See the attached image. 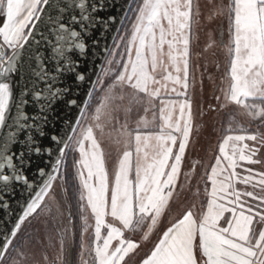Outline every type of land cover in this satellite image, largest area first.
I'll return each mask as SVG.
<instances>
[{
  "label": "snow or ice",
  "instance_id": "obj_1",
  "mask_svg": "<svg viewBox=\"0 0 264 264\" xmlns=\"http://www.w3.org/2000/svg\"><path fill=\"white\" fill-rule=\"evenodd\" d=\"M45 6L51 8L53 3L0 0V132L7 130L0 137V211L12 214L11 202L20 195L18 188L32 189L19 215L0 224L4 228L0 264H43L30 259L27 252L41 240L31 234L27 240L19 239L26 221L38 216L50 217L46 225L50 240L59 237V250L51 264H66L64 254L75 239L73 204L85 223V209L90 207L95 217L91 245L86 248L83 233L80 237V264H131L130 254L142 251L143 245L126 233L140 232L141 240L148 241L157 230L179 179L189 141L192 105L187 93L188 56L194 3L140 0L135 7L131 2L125 5L122 16L128 11L135 14L131 39L125 44L124 35L116 30L112 48L104 46L107 56L94 81L81 62L89 54L96 55L95 51L89 53L93 33L99 29L106 34L117 23L115 15H100L115 8V0H61L55 15L46 13ZM43 15H48V24ZM227 17L234 47H229L233 83L225 99L244 105L250 115L264 120V106L245 103L252 98L264 104V0H231ZM97 44L98 40L91 39L92 46ZM122 47L117 59L116 50ZM165 56L176 75L169 71L158 80L155 73L164 65ZM97 89L103 96L90 117L97 122L96 127H101L102 116L120 110L131 113L145 104L149 106L144 107L145 112L158 109L162 119L159 131L141 132L137 128L134 135L128 134L111 185L93 125L84 123ZM17 90L19 95H15ZM170 94L182 99L169 98ZM14 96L16 112L12 115ZM177 105L179 116L174 119ZM53 128L55 134H51ZM85 141L89 142L87 148ZM243 141L253 144L241 147L233 143L229 153V142ZM53 146L58 149L54 158ZM66 150L80 154L72 163L74 177L80 181L72 185L74 191L66 186ZM219 152L208 173L211 187L206 188V209L198 218L186 210L170 226H161L162 236L138 264H264V230L256 233L252 229L255 218L264 222V171L245 167L264 164V133L227 135ZM44 157L51 163H35ZM238 167L247 174H239ZM33 168L43 178L40 185L29 180ZM54 184L63 189V196L53 212L46 198L55 202ZM236 184L245 187L240 189Z\"/></svg>",
  "mask_w": 264,
  "mask_h": 264
},
{
  "label": "rangeland",
  "instance_id": "obj_2",
  "mask_svg": "<svg viewBox=\"0 0 264 264\" xmlns=\"http://www.w3.org/2000/svg\"><path fill=\"white\" fill-rule=\"evenodd\" d=\"M138 2L140 0H135L133 7ZM193 3L196 14L189 34V88L187 89L192 105L189 141L181 163L179 179L176 182L172 198L169 200L167 208L164 209V214L161 217L160 224L157 226V230L150 234L148 241L141 240L142 233L140 232L126 233L128 237H132L131 239L143 245L142 251L130 254L131 264H138L144 253L156 243L162 233L158 230L161 226H169L171 222L186 210L197 209L202 212L206 209V188L210 189L211 187L208 173H210L211 167L215 164L216 157L220 155L219 147L227 135L264 133V120L254 118L249 114L250 109L245 108L244 105L237 104L231 99H225L226 95H230V88L233 83L230 75L232 57L229 54V47L233 45L227 17V6L231 3V0H193ZM134 23L135 14L130 11L120 32L121 35H124L125 44L131 39L132 25ZM162 23L167 26L166 21H162ZM122 50L123 47L116 50L117 59H119V54ZM165 51H167V45H165ZM134 55L135 48H133ZM163 60L164 65L158 67L155 73L158 80L162 79L169 71L173 75H176L175 69L168 67L171 63L170 59L165 56ZM104 67H108V65L105 64ZM172 86V83L169 81L168 87L171 88ZM176 87L180 90L179 85H176ZM102 96L103 92L99 89L93 92V98L89 101L92 108L87 110L88 115L84 118V123L93 125V134L104 151L105 169L108 175V182L111 185L118 171L120 158L127 147L128 134L132 132L134 135L133 130L137 128L141 132L159 131L158 126L162 123V119L158 109L155 110V113L152 109L145 112L144 107H149L145 104L143 107H137L131 113L120 110L111 112L106 118L102 116V120L100 121L101 127H96L97 122L90 117L93 115L94 108L99 104ZM217 97L219 99H216ZM169 98L182 99L175 97L174 94H170ZM245 103L249 105L255 103L263 106L252 98L246 100ZM172 115L174 119L178 118V105ZM233 143L241 147L244 143L253 144L251 141L229 142L227 148L229 153L232 151ZM88 145L89 142L85 141L86 148ZM149 151L151 152V149ZM175 151L176 147H173V152L175 153ZM68 154L70 156L68 161L71 164L74 160L80 158L78 151H67ZM133 159L135 160V156ZM245 167H252L254 172L264 171V164L245 165ZM67 171L71 172L70 169ZM236 171L241 175L247 174L241 167H238ZM71 175H74V170ZM65 179H67L66 175ZM75 182L79 185L80 181L78 177L77 179L75 178ZM236 187L243 189L245 186L236 184ZM54 188L56 189L54 193L55 202H48L46 198V202L50 203L53 212L55 211L56 203L63 196L62 188H57L55 184ZM248 188L251 190L250 186ZM61 211H65V209L61 208ZM72 211L74 214L72 231L75 233L73 242L75 247L74 264H80V237L83 233L86 248L91 245L95 217L91 213L90 207L85 209L83 213L87 218L86 223L80 219L76 206L75 210L72 208ZM225 215L228 214L226 213ZM49 219L50 217L48 216H38L35 220L29 218V221H26L27 226L24 229V235L19 237L21 240H27L28 235L31 234L37 240H41L39 245H30L27 252L30 259L34 257L38 261H43V264H51V261L55 259L59 250V237L50 240L46 231ZM110 219V217L106 218L107 221H110ZM117 226H119L118 223ZM86 227L88 228L87 232L84 231ZM252 229H255L253 231L256 233L264 230V222H259L258 217L255 218L252 223ZM103 231L102 229V233ZM64 258L67 264L68 250L64 254ZM85 258L87 259V256Z\"/></svg>",
  "mask_w": 264,
  "mask_h": 264
},
{
  "label": "water",
  "instance_id": "obj_3",
  "mask_svg": "<svg viewBox=\"0 0 264 264\" xmlns=\"http://www.w3.org/2000/svg\"><path fill=\"white\" fill-rule=\"evenodd\" d=\"M51 3H53V7L48 8L47 6H45V12L50 14V15H55L56 14V6L61 4V0H50ZM101 2H103V0H101ZM116 2V7L111 9L109 12H104V13H100V15L102 16H107V15H115L117 17V23L113 26H111L109 28V30L107 31L106 34H101L100 30L97 29L94 33L93 36L89 39V53H91L92 51H95L96 55H91L89 54L86 59L84 61H82V66L86 69H88V75L92 77L93 81L95 80V77L98 73V69L101 67V65L103 64L104 58L107 56V53L103 51L104 46L107 45L108 48H112V37L116 35V30L121 28L127 18V16H122V13L125 12V5H128L130 2L133 5L134 0H115ZM130 11H128L129 14ZM43 20L45 22V24L49 23V19H48V15H43ZM121 20H123V24H121ZM35 23L39 24L38 21H36ZM91 39H96L98 40V44L95 46L91 45ZM105 65V64H104ZM103 65V66H104ZM42 87V85H41ZM15 95H19V91L17 90ZM81 95H83V93H81ZM27 111L29 113H31L33 111V109L31 107H29L27 109ZM16 112V108H15V96H14V100H13V104H12V115H14ZM74 115V113H73ZM76 119H80V117H75ZM9 128H11V123H9L8 125ZM73 127H76V125H73ZM64 129L68 128L67 124L63 125ZM7 131V130H6ZM6 131L5 132H0V137H3L6 135ZM56 132V128L52 129L51 134H55ZM69 135H71L72 133H68ZM61 135L63 136L64 133L63 131L61 132ZM45 143H47V141H45ZM57 147L53 146V158L55 157L56 151H57ZM67 151V150H66ZM36 164H50L51 161L47 158L44 157L43 160L37 159L35 161ZM48 169H46L47 171ZM29 176V180L31 182H34L35 185H40L42 182V177L38 176L35 168H33V170L31 172L28 173ZM32 189H28V191H25L24 188H18V192L20 193V195H17L13 200H12V208L14 210V212L12 214H9L7 212V210H2L0 211V217H2V220H0V224H3V221H11L14 216L19 215L21 208L23 207L24 203H25V197L28 196V192L31 191ZM7 227H11V223H9L7 225ZM4 232V228H0V237H2ZM74 260H75V247L74 244H72L71 248L68 249V262L67 264H74Z\"/></svg>",
  "mask_w": 264,
  "mask_h": 264
},
{
  "label": "trees",
  "instance_id": "obj_4",
  "mask_svg": "<svg viewBox=\"0 0 264 264\" xmlns=\"http://www.w3.org/2000/svg\"><path fill=\"white\" fill-rule=\"evenodd\" d=\"M135 3V0H134V2H133V4ZM133 6V5H132ZM130 13V12H129ZM129 15V14H128ZM127 18H128V16H127ZM127 18H126V20H127ZM126 20H125V22H126ZM125 22H124V24H125ZM124 24H123V26H124ZM122 26V27H123ZM121 32V31H120ZM255 102V101H254ZM256 102H260L261 104H262V102L261 101H259V100H256ZM263 106H264V104H262ZM68 151V150H67ZM67 151H66V156H65V161H66V164L68 165V168H67V170L68 169H70L71 170V172H68V171H66V181H67V185L66 186H68L69 188H70V190H72V191H74V189L72 188V185L73 184H76L77 185V183L75 182V178L77 179V177H75V178H73L74 177V175H71L72 174V171L74 170L73 169V167H72V164L70 163V161H68V158L70 159V156H69V154L67 155ZM74 172H75V170H74ZM77 181V180H76ZM73 209L75 210V204H73Z\"/></svg>",
  "mask_w": 264,
  "mask_h": 264
},
{
  "label": "crops",
  "instance_id": "obj_5",
  "mask_svg": "<svg viewBox=\"0 0 264 264\" xmlns=\"http://www.w3.org/2000/svg\"><path fill=\"white\" fill-rule=\"evenodd\" d=\"M195 210V211H194ZM194 210H191V211H193L194 212V214L196 215V217L198 218L199 217V215H200V213H201V211H199V210H197V209H194ZM170 226V225H169ZM164 230H166V227L164 228ZM253 230H255V229H253ZM160 236H162V233H161V235ZM129 238H132V237H129ZM138 242V241H137ZM156 242H158V239H157V241Z\"/></svg>",
  "mask_w": 264,
  "mask_h": 264
},
{
  "label": "bare ground",
  "instance_id": "obj_6",
  "mask_svg": "<svg viewBox=\"0 0 264 264\" xmlns=\"http://www.w3.org/2000/svg\"><path fill=\"white\" fill-rule=\"evenodd\" d=\"M122 29V28H121Z\"/></svg>",
  "mask_w": 264,
  "mask_h": 264
}]
</instances>
